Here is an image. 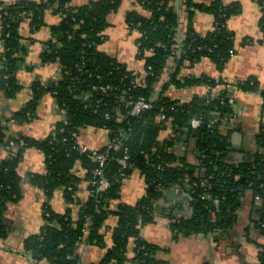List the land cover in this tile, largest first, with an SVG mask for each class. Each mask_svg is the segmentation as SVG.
<instances>
[{"label":"trees","instance_id":"obj_1","mask_svg":"<svg viewBox=\"0 0 264 264\" xmlns=\"http://www.w3.org/2000/svg\"><path fill=\"white\" fill-rule=\"evenodd\" d=\"M141 12L127 13L126 25L136 33V59L143 63V73L129 70L116 58L98 49L108 27V16L115 13L120 0H95L73 7L71 0L33 2L19 0L12 4L0 2V35L3 56L0 60V94L12 99L20 91L14 72L26 55L20 25L29 22L34 32L45 25L44 13L51 10L60 18L52 26V39L46 42L40 55L41 64L57 63L59 79L49 90L33 87L31 99L5 122L22 123L35 118V110L42 94L51 93L67 121L57 124L52 133L42 139L27 137L12 139L17 147L15 157L0 163V243L7 232L3 213L9 203L20 199V176L17 167L23 151L36 148L45 158L46 170L30 174V183L45 196L42 207L44 225L37 234L22 241V249L36 261L48 264H83L80 246L106 247L105 222L110 216L117 219L110 230L111 245L99 264H169L158 258L161 250L149 244L140 235L144 226L152 223L158 212L157 205L172 188L187 192L191 198L193 214L190 219L170 215V229L175 237H188L203 233L218 241L221 234L237 221L241 198L251 190L255 214L254 228L264 236V121L257 136V149L239 165L228 164L230 138L235 131L229 120L233 116L232 92L226 89L215 96L194 97L181 102L167 95L170 86L178 89L206 85L214 89L224 84L206 75L179 77L183 67L193 68L202 59H208L218 72L235 55V35L227 21L241 10L239 3L225 5L224 0H182L185 23L173 6L176 0H136ZM261 9L258 28L264 41V0H255ZM196 12L213 16V31L200 35L192 24ZM181 34L180 55L177 37ZM249 42V39H244ZM174 58V70L168 83L162 86L149 110L137 116L130 114L128 102L139 98L152 100L155 88L164 73L167 62ZM99 87L107 88L105 91ZM243 92H258L264 101V88L248 80L235 84ZM264 114V102L262 105ZM109 118L106 119L105 116ZM160 116H164L161 120ZM193 119L201 124L193 128ZM171 123L169 139L160 141L159 135ZM204 126V127H202ZM225 126V128H224ZM86 127L104 129L109 139H121V145L108 152V159L100 167L109 182L106 191L92 187L94 171L90 153H79L77 137ZM62 130V131H61ZM6 126L0 125V145L8 144ZM223 132V133H222ZM125 134L124 138L120 135ZM143 138V140H142ZM22 140L24 146L20 147ZM193 143L199 154L197 166L189 164L178 147L188 148ZM128 149L131 168L125 170V179L138 171L146 183L144 196L134 205L120 202L124 180L119 178L117 159ZM13 149V148H12ZM170 149V151H169ZM13 151V150H12ZM105 153L106 148L98 149ZM80 165L83 176L76 166ZM98 179V177H97ZM82 182L88 185V197H78ZM60 189L67 209L63 213L51 210L49 200ZM116 205H113L116 203ZM135 243L134 256H127L129 242ZM257 260L264 264V245Z\"/></svg>","mask_w":264,"mask_h":264},{"label":"crops","instance_id":"obj_2","mask_svg":"<svg viewBox=\"0 0 264 264\" xmlns=\"http://www.w3.org/2000/svg\"><path fill=\"white\" fill-rule=\"evenodd\" d=\"M19 0H0L4 4H12ZM41 2L46 0H28ZM95 0H71V6L85 5ZM120 10L108 16V27L104 31V40L98 47L99 51L112 58H116L129 70L143 73L142 61L136 59L137 48L135 45L136 33L131 32L126 25L125 17L131 11L142 9L136 0H120ZM182 0L173 4L179 14L181 26L186 22ZM225 5L239 3L240 12L231 16L227 27L235 35L236 53L225 64L223 70L218 72L208 59H202L193 68L186 66L180 70L179 77L206 75L224 84L217 85L214 89L210 86L200 85L183 89L170 86L167 95L172 99L186 102L194 97L215 96L216 92L226 89L234 95V113L230 124L235 131L231 135V150L227 156L228 164L239 165L246 161L250 153L257 149L256 136L259 127L264 121L262 97L258 92H243L235 87L238 82L253 80L260 88H264V41L258 28L261 9L255 0H224ZM45 25L32 31L29 22L24 20L20 25V35L23 37V46L26 55L18 65L14 76L21 86L20 91L12 99L0 94V123L8 120L20 111L31 99L33 87L51 89L59 76L57 63L41 64L40 55L45 50L46 42L52 39V26L60 22V18L47 10L44 13ZM195 31L205 35L214 28V18L205 12H196L192 19ZM249 39V42L244 39ZM3 56V45L0 35V60ZM175 68H173L174 70ZM171 72L165 71L155 88V96L161 91L163 85L168 83ZM230 85V87H228ZM64 114L58 108L51 93L42 94L35 110L32 121L22 123L9 122L6 125V137L15 139L27 137L33 140H42L48 137L55 126L62 122ZM89 128L90 130H86ZM80 131L77 142L79 146L101 149L108 142V134L104 129L87 127ZM225 128V126H224ZM223 133V132H222ZM169 137V130L164 129L159 135V140L164 141ZM12 148L9 143L0 145V163L10 157ZM177 153L185 156L189 164H199V154L195 145L191 143L188 148L178 147ZM46 170L44 155L36 148H27L23 151L18 163L17 171L20 176V199L18 202L9 203L3 213V224L6 228V238L0 243V264H48L45 261L36 262L29 253L22 249V241L30 235L37 234L44 225L42 207L45 196L41 190L29 181L30 174H41ZM77 172L83 176L80 165L76 166ZM146 183L138 171H134L126 179L120 191V202L128 205L136 204L145 193ZM174 195L167 196L169 191ZM167 191L157 205L158 212L152 223L144 226L141 236L149 244L159 247L158 258L169 264H258L257 256L264 245V236L254 228L255 214L251 205L253 197L251 190H246L241 198V207L238 210L237 221L232 228L221 234L218 241L203 233L188 237H175L170 229L169 216L176 215L185 220L190 219L193 210L191 198L187 192L179 188ZM88 185L82 182L79 187L78 197L85 200L88 197ZM168 197V198H167ZM170 199L172 200H169ZM114 203L113 205H116ZM50 208L55 213H63L67 204L63 199L62 191L57 189L49 200ZM117 219L110 216L105 222L106 247L81 245L79 252L83 264H99L111 245L110 230L116 225ZM135 243L129 242L127 256H134ZM133 264V263H126Z\"/></svg>","mask_w":264,"mask_h":264},{"label":"built area","instance_id":"obj_3","mask_svg":"<svg viewBox=\"0 0 264 264\" xmlns=\"http://www.w3.org/2000/svg\"><path fill=\"white\" fill-rule=\"evenodd\" d=\"M177 41H178V45H177L178 52H176V54L179 56L180 55V49L179 48H180L181 34L178 35ZM174 65H175L174 64V58L172 57V58H170L168 60L167 67H166L165 71L172 72V70L174 68ZM58 79H59V76H58ZM58 79H57V81H58ZM228 87H230V85ZM106 89L107 88H104V87L103 88L102 87L98 88V90H100V91H105ZM156 98H157V96L154 95L152 100H148L147 101V100L139 98L137 101H135L133 103L128 102V105L131 106L130 114L133 115V116H137L142 111L149 110L151 108V102L154 99H156ZM263 102L264 101H262V105H263ZM62 113L64 114V118H63L62 122H66L67 121L66 113H65L64 110H62ZM105 118L108 119L109 116L106 115ZM160 119L163 120L164 116H160ZM230 121H231V118H230L229 122ZM7 123H9V122H5L3 120L0 123V125L1 126H4V125L6 126ZM200 124H201V121L198 120V119H193L192 123H191L193 128L199 127ZM167 128H168L169 131H171L172 128H171L170 121L167 122ZM107 134H108V138H109V132L108 131H107ZM124 136H125V134H121L120 135L121 138H124ZM170 136H172L171 133H170ZM18 145L20 147L24 146V143L22 142V140L19 141ZM120 145H121V139H119V140L108 139V142H107V144L105 146V148H106V152L105 153H100V152H98V149H95V148H88L86 146L76 145V149H77V151L79 153H90L91 156H92V162H94L98 166L97 170L94 171V180L91 182L92 187H95L97 191L104 192V191H106L108 189L110 184H109V182L106 179H104L102 177L100 167L104 166L105 162L107 161L109 150L116 149ZM9 146L11 148H13V151L11 152L10 157H15V152H16V147H17L16 143L13 140H10L9 141ZM169 151H170V149H169ZM129 161L130 160H129V155H128V149L124 148L122 156L117 159V163L119 165V178H121V180H124L125 177H126L125 176V170H128V169L131 168V165H130ZM97 177H98V179H97Z\"/></svg>","mask_w":264,"mask_h":264},{"label":"water","instance_id":"obj_4","mask_svg":"<svg viewBox=\"0 0 264 264\" xmlns=\"http://www.w3.org/2000/svg\"><path fill=\"white\" fill-rule=\"evenodd\" d=\"M202 127H204V126H202ZM142 140H143V138H142ZM175 188H177V187H175ZM172 195H174V191L171 190L168 192L167 196H171V198H172ZM169 200H172V199H170V197H169Z\"/></svg>","mask_w":264,"mask_h":264},{"label":"rangeland","instance_id":"obj_5","mask_svg":"<svg viewBox=\"0 0 264 264\" xmlns=\"http://www.w3.org/2000/svg\"><path fill=\"white\" fill-rule=\"evenodd\" d=\"M121 3V2H120ZM120 7V6H119ZM118 10H120V8H118ZM117 10V11H118ZM87 128V127H86ZM86 130H90L89 128H87ZM170 133H171V131H169ZM170 133H169V137H168V139L170 138ZM171 135H172V133H171ZM174 189H176V188H174ZM141 235V234H140Z\"/></svg>","mask_w":264,"mask_h":264}]
</instances>
